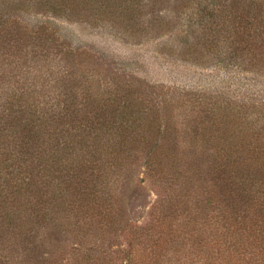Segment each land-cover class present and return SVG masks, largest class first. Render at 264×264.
Returning <instances> with one entry per match:
<instances>
[{"label": "trees", "instance_id": "trees-1", "mask_svg": "<svg viewBox=\"0 0 264 264\" xmlns=\"http://www.w3.org/2000/svg\"><path fill=\"white\" fill-rule=\"evenodd\" d=\"M48 7L53 13L104 21L102 26L112 24L105 17L114 18L125 23L122 35L128 42L141 45L166 38L171 52L198 65L234 66L264 77V0H52ZM38 25L29 24L28 30L40 36L36 46L48 40L52 44L44 46L47 49L71 47L68 37L52 24L49 38L41 36L39 31L44 26L37 29ZM19 59L24 62L17 67L27 65L26 56ZM115 103L107 100L103 108L114 107ZM61 104L70 117L68 126L65 120L62 123L51 115L35 128L25 126L28 138L33 139V143L25 142L28 155L36 161L29 167L11 151L15 141L9 140L16 133V123L25 119L13 114L8 120L0 118V182L1 178L10 179L6 195L0 187V229L17 231L16 239L26 248L35 241V231L46 227L39 226L42 224H53L59 232L68 231L82 249L95 232L108 239H112L110 232L118 231L116 228L126 232L110 190L113 177L125 170L129 155L134 156L131 151L141 148L139 155H149L148 171L157 172L160 165L157 178L170 191L169 210H179L182 215L188 212L193 227L183 233L191 231L195 239H203L208 231L209 244L220 247L210 255L213 264H243L247 260L246 264H264V149H238L236 130H228V123L217 120L206 129L221 133L222 126L226 131L220 136L203 135L201 140L207 148L201 153H152L149 148L157 136L146 130L138 133L137 120L127 119L118 128L107 129L100 120L107 119L96 111H87L94 119L86 120L83 110L69 102ZM216 111L214 117L224 116L222 107ZM171 129L169 126L165 132ZM36 144L43 154L34 156ZM9 204L16 207L5 211ZM17 208L33 211L30 214L36 215L39 225L37 221L27 222ZM129 237L133 240L131 233ZM112 248L107 245L106 251ZM27 250L23 264L31 261L29 252L36 253L37 247ZM141 250L134 247L121 253L123 261L119 264H133ZM7 253L15 259L10 250ZM82 260L84 264H107L92 259L89 252ZM117 261L110 260L112 264Z\"/></svg>", "mask_w": 264, "mask_h": 264}, {"label": "rangeland", "instance_id": "rangeland-1", "mask_svg": "<svg viewBox=\"0 0 264 264\" xmlns=\"http://www.w3.org/2000/svg\"><path fill=\"white\" fill-rule=\"evenodd\" d=\"M50 4L52 0H0V118L8 120L13 114L25 119L16 123V133L9 140L15 141L11 151L20 161L26 160L27 167L36 165V161L28 155L25 142L33 143V139L28 138L25 126L35 128L48 115L62 123L65 120L68 126L70 117L61 108L63 102L83 110L86 120L94 119L87 111H96L107 119L98 117L107 129L118 128L127 119L137 120L138 133L146 130L157 136L149 148L152 153H201L207 148L201 140L203 135L220 136L226 131L222 126L221 133L206 129L217 120L228 123V130H236L238 149H264V77L245 68L198 65L171 52L166 38L141 45L128 42L123 38L125 23L121 21L105 17L112 24L102 26L104 21L53 13ZM28 23L39 24L37 29L44 26L39 31L44 38L51 35L48 27L52 24L68 37L71 47L47 49L44 46L52 44L48 40L36 46L40 36L28 31ZM118 28L122 30L114 35ZM20 55L26 56L27 63L21 68L17 67L24 62ZM107 100L116 101L114 107L103 108ZM219 107L224 118L214 117ZM140 118H145L144 122ZM169 126L172 129L165 132ZM34 148V156L43 154L40 145ZM141 151H131L135 154L129 155L125 170L113 177L110 195L127 230L116 228L118 231L109 233L112 239L95 232L82 249L68 231L59 232L53 224L39 225L36 215L30 214L33 211L17 208L27 222L46 226L34 233L36 239L29 247L37 250L29 252L28 264H84L87 252L94 260L107 264L118 260L119 264L123 261L120 254L134 247L144 250L135 254L133 264H213L210 255L220 247L209 244L207 227L203 239H195L191 231L183 233L193 227L188 212L182 215L179 210H169L170 191L157 178L160 165L157 172L148 171L149 155H139ZM9 181L1 178L4 195L10 190ZM15 207L9 204L4 209ZM0 235V261L23 264L29 247L16 239L17 231L2 228ZM107 245L113 248L106 251ZM9 250L15 259L9 256Z\"/></svg>", "mask_w": 264, "mask_h": 264}]
</instances>
